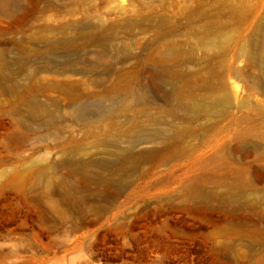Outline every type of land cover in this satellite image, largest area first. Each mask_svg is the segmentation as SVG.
<instances>
[{"label":"rangeland","instance_id":"374dc122","mask_svg":"<svg viewBox=\"0 0 264 264\" xmlns=\"http://www.w3.org/2000/svg\"><path fill=\"white\" fill-rule=\"evenodd\" d=\"M35 1L0 10L1 65L3 55L11 63L0 78V264H264V69L240 56L264 21V0ZM199 12L230 26L226 51L198 38ZM162 19L167 42L195 50L184 69L207 80L198 99L229 96L221 112H179L174 87L151 83L147 58ZM62 39L76 50H47ZM53 61L71 71L38 72ZM120 78L154 100L151 118L138 117L142 133L167 136L129 155L99 143L131 112L85 126L65 95L34 88L71 83L99 94ZM33 95L48 109L40 117L25 99Z\"/></svg>","mask_w":264,"mask_h":264},{"label":"bare ground","instance_id":"6f19581e","mask_svg":"<svg viewBox=\"0 0 264 264\" xmlns=\"http://www.w3.org/2000/svg\"><path fill=\"white\" fill-rule=\"evenodd\" d=\"M11 1L13 0H0V10L7 12ZM14 1L21 4L19 2L20 0ZM32 1L36 2L35 0ZM220 2L222 3L221 0H217L216 4H220ZM198 16L203 21L198 38L204 40L205 47H211L216 51H226L229 41L232 40L230 26L221 24L218 19L207 12H199ZM28 19V16L21 17L16 23V28L25 26L28 23ZM160 24L161 30L157 32L155 49L147 58L148 63L152 66L148 72L151 83L160 90H163L166 84H171L174 87L172 96L178 103L176 110L179 112L187 111L196 113L206 111L212 114L221 112L222 107L228 104L229 96L224 93L216 101H208L207 98L198 99L197 91L199 89V83L202 81V84H207V80L200 78L196 72H189L184 69L189 64L195 62V50L193 48L185 49L179 43L167 42V35L164 31V19L161 20ZM66 29L68 27H63L62 31ZM171 35L174 36L175 34ZM90 37L101 45L108 41L105 35H91ZM76 47L75 40L71 39H62L47 43V50L51 53H55L60 49L76 50ZM20 49L23 52L26 50L24 47H20ZM240 56H245L251 64L260 69H264V21L258 26L252 38L242 45ZM1 60L2 58L0 57V78L3 76V79L8 80L9 74L7 72L11 67V63L5 60L4 55L2 65ZM19 64L23 71L27 70V60H21ZM70 66V63L53 61L38 70V72H52L60 76H65L67 72L71 71ZM122 80L120 78L117 83L105 86L104 90L99 94L82 92L79 87L71 83H49L48 85H44L43 89L36 88V86L34 88L39 93L45 90H53L65 95L69 99V106L72 110L71 117L85 126H103L107 120L115 119L126 112H131L134 118L131 119L127 127L121 128L113 140H102L99 143L104 152L107 151L117 155H129L135 146L165 140L167 136L142 133L141 122L138 120V117L144 115L151 118L148 104L154 100L148 98L147 95L146 97L142 95L140 90L135 86L134 78L129 83ZM39 96L33 95L31 98L25 97L30 113L34 117H40L48 111ZM167 97L171 98L170 96ZM143 100H146L147 105H145ZM54 104H58V102L54 101ZM161 118L162 116L157 118V120L160 121ZM107 128L110 131L111 128ZM171 131L175 138H179L182 136L184 130L182 127L174 125ZM120 142L127 143L128 147L124 150L120 149ZM109 147L111 149H108Z\"/></svg>","mask_w":264,"mask_h":264}]
</instances>
